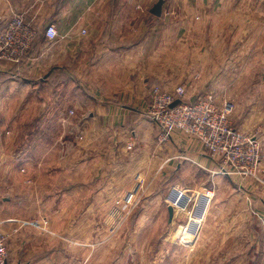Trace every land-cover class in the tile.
Here are the masks:
<instances>
[{
    "label": "crops",
    "instance_id": "crops-1",
    "mask_svg": "<svg viewBox=\"0 0 264 264\" xmlns=\"http://www.w3.org/2000/svg\"><path fill=\"white\" fill-rule=\"evenodd\" d=\"M157 1L0 0V30L17 14L37 33L53 24L59 35L47 42L41 33L18 67L0 66V75L14 73L0 83L10 88L3 100L11 125L23 118L24 127L32 126L26 155L44 146L40 156H25L24 178L30 191L71 196L72 206L82 198L85 206H106L129 191L138 172L148 177L161 160L188 161L209 173L229 200L218 202L194 252L180 248L171 255L174 264H264V198L255 205L264 184L213 175L215 162L184 135L173 137L165 155L145 116L154 86H182L186 102L213 93L218 104L232 100L235 125L264 143V0H163L161 16L149 19ZM54 82L58 101L71 89L67 107L46 101L43 92ZM24 97H35L39 107L22 113ZM49 129L57 133L51 146L42 139ZM53 143L67 148L66 158L50 160ZM260 168L262 179L264 163ZM236 186L246 189L248 206L238 204ZM159 200L154 193L150 206ZM8 224L0 223V232L9 234Z\"/></svg>",
    "mask_w": 264,
    "mask_h": 264
},
{
    "label": "rangeland",
    "instance_id": "rangeland-1",
    "mask_svg": "<svg viewBox=\"0 0 264 264\" xmlns=\"http://www.w3.org/2000/svg\"><path fill=\"white\" fill-rule=\"evenodd\" d=\"M148 18L153 19L154 17L148 15ZM2 80L0 78V83L9 79L6 77ZM6 87L2 88L0 84V109L6 110L0 111V223L4 221L9 223V227L5 228L7 233H10L1 232L6 239L8 264H174L175 261L171 255L180 248L187 252L193 251L198 239L193 244H186L179 240L181 228L187 223L188 217L187 214L175 212L176 210L168 205L170 189L172 187L183 189L193 200L198 193L213 190L214 195L208 206L203 225L208 218L216 217L218 202L229 200L227 192L222 194V189L219 190V183H216V180L213 181L209 173L182 160L173 161V163L161 160L148 177H144L142 171L138 172L129 187L128 192H133L135 196L129 205L124 204V195L115 196L111 200L112 204L106 206H85L83 198L81 206H72L71 196L63 197L55 193L42 194L40 192L44 190L41 189L30 191L32 186L28 179L24 178L26 157L40 156L44 146L42 150L39 146L31 155H26L30 151V146L25 136L30 133L32 126L24 127L19 111L16 115L22 120L16 125H11L10 111L6 107L8 100H3L10 89ZM54 91L55 82L52 88L49 87L46 92H43L48 98L46 101L53 105L58 104L59 109L71 103V89H64V94L61 93L64 97L59 101ZM39 103L40 101L35 97L32 99L24 97L18 108L22 109L23 113L28 105L37 108ZM223 104L231 107L229 119L233 126L240 130L233 119V101H221L218 105ZM44 137L51 146L57 133L49 129L42 136L45 140ZM54 143L52 148L49 147L50 160L66 158L68 152L62 149L67 148L55 146ZM260 144L261 165H263L264 143ZM160 147L167 155L165 148L170 147L169 144L160 145ZM169 156L171 155L167 157ZM20 158L21 161L19 160L18 163ZM176 162L180 163L179 170H175L178 164ZM169 166L171 171H169ZM67 167L64 169L67 170ZM250 179L264 184V178ZM236 191L239 194L236 198L238 204L248 206L247 197L244 194L246 189L238 190L237 188ZM258 192L260 195L255 197L256 206L261 205L259 198L263 200L264 188H259ZM154 193L160 195V200L157 205L150 206ZM186 201L187 198H181L179 203L184 204ZM194 203L195 200L189 204V209L193 208ZM204 204L202 201L199 202L196 211L197 219H199L198 214ZM169 208L172 209L171 214L168 211ZM197 219L190 225V230L199 234L201 221ZM171 223L175 224L171 225ZM178 230L179 235L174 242V236ZM170 238H173L172 242Z\"/></svg>",
    "mask_w": 264,
    "mask_h": 264
},
{
    "label": "built area",
    "instance_id": "built-area-1",
    "mask_svg": "<svg viewBox=\"0 0 264 264\" xmlns=\"http://www.w3.org/2000/svg\"><path fill=\"white\" fill-rule=\"evenodd\" d=\"M84 35L85 31L81 30ZM37 35L36 28L27 24L22 16L13 15L0 30V63L9 66L20 64L30 51ZM44 36L47 42H55L59 35L56 27L49 24L45 28ZM186 89L182 86L173 91H167L154 86L149 92V106L145 116L155 124V140L158 146L168 144L174 136L184 135L215 162L216 170L213 175L239 178H257L261 176V144L251 134L236 129L229 119L231 107L228 104L219 106L213 93L203 94L194 101H185ZM70 114H73L70 111ZM263 182V181H262ZM213 190H205L195 196L194 201L187 191L172 187L168 194V205L177 213L187 214V223L181 229L180 241L193 244L201 232L202 225L213 198ZM133 192H127L123 197L125 205L132 203ZM187 201L179 203V200ZM203 205L197 219L196 211L199 202ZM201 221L200 232L196 234L190 230L195 220ZM0 264H8V250L6 239L0 232Z\"/></svg>",
    "mask_w": 264,
    "mask_h": 264
},
{
    "label": "trees",
    "instance_id": "trees-1",
    "mask_svg": "<svg viewBox=\"0 0 264 264\" xmlns=\"http://www.w3.org/2000/svg\"><path fill=\"white\" fill-rule=\"evenodd\" d=\"M44 32H45V29H44V31H42V32H41V30L39 29V30H38V33H37V35H36V37H35V39H34V41H33V43H34L37 39L41 38V37H42V34H41V33H44ZM38 37H39V38H38ZM33 43H32V44H33ZM24 57H25V56H24ZM23 59H24V58H23ZM22 61H23V60H22ZM1 65H2L3 67H5V68H7V66H9L8 64H6V63H4V62H1V63H0V66H1ZM18 65H19V64L11 66V67H12V70H13L14 68L18 67ZM12 70H10V71H9L8 73H6V74L3 73L2 75H0L1 80H2V78H6V77L9 78L10 76L13 77V76H14V75H13L14 73H13Z\"/></svg>",
    "mask_w": 264,
    "mask_h": 264
},
{
    "label": "water",
    "instance_id": "water-1",
    "mask_svg": "<svg viewBox=\"0 0 264 264\" xmlns=\"http://www.w3.org/2000/svg\"><path fill=\"white\" fill-rule=\"evenodd\" d=\"M163 0H158L157 3L151 8L150 14L154 17H160L162 12ZM169 213H172V209H168ZM19 264V263H18Z\"/></svg>",
    "mask_w": 264,
    "mask_h": 264
}]
</instances>
